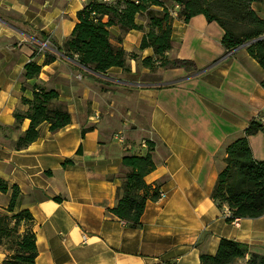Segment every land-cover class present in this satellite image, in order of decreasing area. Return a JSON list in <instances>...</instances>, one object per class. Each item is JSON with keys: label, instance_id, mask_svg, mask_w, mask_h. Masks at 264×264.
<instances>
[{"label": "crops", "instance_id": "0c3cea01", "mask_svg": "<svg viewBox=\"0 0 264 264\" xmlns=\"http://www.w3.org/2000/svg\"><path fill=\"white\" fill-rule=\"evenodd\" d=\"M87 1L0 0V181L18 187L20 209L33 218L35 264H201L200 254L213 255L221 238L264 254V215L228 223L227 208L210 196L225 147L252 120L264 126V71L245 47L225 54L215 22L196 15L184 23L175 13L165 56L193 67L161 69L155 79L149 76L159 72L127 59L130 75L138 71L144 79L116 78L123 72L111 68L98 76L103 83L95 82L56 49ZM251 7L264 20V0ZM109 32L126 53L152 56L150 48L138 50L142 32L116 26ZM46 55L55 59L44 64ZM29 61L41 69L25 80ZM35 83L58 93L50 106L65 109L70 123L54 132L42 123L38 138L16 150L29 120L16 123L15 114L27 110L21 98H31ZM147 140L154 169L144 180L165 197L147 201L140 226L132 228L108 209L125 172L122 157L143 153ZM248 144L252 157L264 161V132L250 135ZM8 201L9 192H0V210ZM7 254L0 247V264Z\"/></svg>", "mask_w": 264, "mask_h": 264}, {"label": "trees", "instance_id": "16d2710c", "mask_svg": "<svg viewBox=\"0 0 264 264\" xmlns=\"http://www.w3.org/2000/svg\"><path fill=\"white\" fill-rule=\"evenodd\" d=\"M261 0H170L168 7L160 0H140L102 3L88 0L76 13V22L61 46H56L62 56L73 59L88 78L103 83L98 76H107L111 68H119L130 75L127 59L155 73L157 69L193 67L190 61L168 60L166 52L171 48L173 17L168 9L176 5V17L187 23L192 17L202 15L209 22H215L223 31L221 45L225 54L235 51L243 44L248 54L264 71V20L252 9V4ZM157 8V9H155ZM144 18L146 24L138 20ZM116 26L121 33L132 30L142 32L138 50L150 48L152 56L140 59L137 54L126 53L121 46L110 42L109 28ZM116 41L121 42V37ZM31 57H34L32 55ZM55 59L46 55L44 64ZM41 66L33 61L24 65L23 78L38 77ZM264 87V81L261 82ZM58 93L35 83L31 98L22 97L27 107L24 113H16V123L29 120L27 129L14 143L16 150L24 149L39 136V126L47 124L49 131H57L70 123L69 113L60 106H50L57 100ZM88 128L82 129V135ZM264 132V126L252 120L243 134L225 147L223 166L211 191V199L230 212L226 222L235 219H256L264 215V161L252 157L248 137ZM143 153L124 154L122 166L125 172L117 188V201L108 212L124 221L129 227L140 226V217L147 201H155L158 186L147 184L144 177L154 169L153 144L146 141ZM0 192H9L7 206L0 210V247L8 254L2 264H35L37 254L35 234L32 231L33 218L27 209H20L21 193L16 185L8 186L0 181ZM264 264V254L250 253L248 245L221 238L213 255L200 254L201 264Z\"/></svg>", "mask_w": 264, "mask_h": 264}, {"label": "built area", "instance_id": "2783aa9c", "mask_svg": "<svg viewBox=\"0 0 264 264\" xmlns=\"http://www.w3.org/2000/svg\"><path fill=\"white\" fill-rule=\"evenodd\" d=\"M83 1V0H80ZM98 2H102V3H114L116 1H130L133 2L135 4H137L140 0H97ZM177 9V6L174 5L173 9H168V12L171 16H173L175 14V11ZM44 49V44L41 45V47L39 48V50H43ZM114 139H116L118 142L123 143L124 142V137L123 135L120 134H115L114 135ZM145 144H143L142 147H144ZM165 197L164 192H162L161 190H158V196H157V200L163 199ZM224 217H229L230 216V212L226 209L223 213ZM234 221V220H233Z\"/></svg>", "mask_w": 264, "mask_h": 264}, {"label": "rangeland", "instance_id": "374dc122", "mask_svg": "<svg viewBox=\"0 0 264 264\" xmlns=\"http://www.w3.org/2000/svg\"><path fill=\"white\" fill-rule=\"evenodd\" d=\"M166 5L168 6V7H170L171 6V3L168 1V2H166ZM143 20H144V18H142ZM156 72L158 73L159 72V74L160 75H155V77H151V76H149V78H155V79H160V78H162V71H161V69H157L156 70ZM155 72V73H156ZM116 78H120V79H127V80H130V81H135V80H138V79H144L146 76L144 75V74H142V73H140V72H136V74L134 75V76H131V75H126L125 73L123 74L122 73V75L121 76H115Z\"/></svg>", "mask_w": 264, "mask_h": 264}, {"label": "water", "instance_id": "95a60500", "mask_svg": "<svg viewBox=\"0 0 264 264\" xmlns=\"http://www.w3.org/2000/svg\"><path fill=\"white\" fill-rule=\"evenodd\" d=\"M263 38H264V37L259 38V39H263ZM248 44H249V43L243 44V45H241L240 47H245V46H247ZM240 47H238V48H240ZM238 48H237V49H238ZM237 49H236V50H237Z\"/></svg>", "mask_w": 264, "mask_h": 264}]
</instances>
